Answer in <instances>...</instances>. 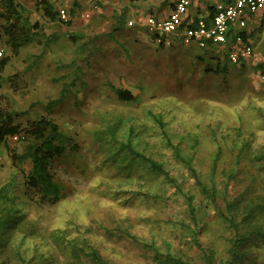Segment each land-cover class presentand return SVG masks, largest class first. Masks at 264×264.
Here are the masks:
<instances>
[{"label": "rangeland", "instance_id": "374dc122", "mask_svg": "<svg viewBox=\"0 0 264 264\" xmlns=\"http://www.w3.org/2000/svg\"><path fill=\"white\" fill-rule=\"evenodd\" d=\"M31 1L21 0L22 21L37 28L17 53L0 21L8 57L0 108L18 113L22 126L51 118L75 147L52 165L62 197L48 204L26 184L29 160L11 159L29 140L10 136L0 144V220H7L0 264H91L72 253V238H85L112 264H151L149 243L203 264L194 237L212 249L216 264H226L234 238L220 216L226 202L245 237L235 264H264V160L256 159L264 152V12L250 26L252 55L216 72L226 61L219 49L157 43L141 26L144 14L128 25L133 18L121 0H97L90 18L81 16L90 6L84 0H55L68 22L48 19ZM118 88L135 99H119ZM128 142L193 194L194 218L174 185L123 147ZM170 144L215 185L214 201L199 192Z\"/></svg>", "mask_w": 264, "mask_h": 264}, {"label": "trees", "instance_id": "16d2710c", "mask_svg": "<svg viewBox=\"0 0 264 264\" xmlns=\"http://www.w3.org/2000/svg\"><path fill=\"white\" fill-rule=\"evenodd\" d=\"M35 7L40 8L42 14L50 20H56L58 17V11L54 9L52 0H34ZM213 9V8H212ZM211 9V11H212ZM26 9L17 0H0V21L6 25V43L10 47L13 53H17L19 48L27 45L31 42L34 30L37 28V23L27 24L22 20L25 18ZM251 26V24H250ZM244 31V37L249 38L252 33ZM207 49L209 47H201ZM220 50L226 59L224 66L218 67L215 71H225L226 62L229 61L227 56V50L231 46L215 47ZM8 57L5 56L0 63V72L4 65L7 63ZM246 59H239L237 63H244ZM119 99L125 101H132L135 96L127 89L118 88L115 90ZM18 113L3 110L0 108V144L10 136H16L18 138H25L29 140L25 145V149L21 153L12 152L11 159L16 163H23L26 160L30 162V169L26 175V184L35 190L39 194V198L42 202L48 204H55L62 197V188L60 183L56 180L52 165L55 159L65 156L68 152L74 151L75 147L70 135L65 134L59 128V126L48 117H41L40 119L30 121L27 125L22 126L19 122H16ZM159 120V119H157ZM173 149L174 155L177 159L181 160L189 171V174L194 180V185L199 189V192L206 198L214 201L217 193V189L214 184L208 185L200 177L199 172L193 164L192 156L185 158L180 153V148L176 145L170 144ZM124 148H127L128 152L136 159H140L147 167L157 174H162L164 178L174 185L175 190L182 195L185 201L187 211L191 217H195V204L194 196L192 193L183 191L175 178L171 177L169 171L165 169L161 162H158L150 156H145L136 151L132 145L128 142L123 144ZM257 160H264V152L260 153L256 157ZM3 197L6 195H2ZM0 195V197H2ZM230 227L234 230V238L230 240V245L227 248L228 258L226 264H235L241 259L243 242L241 241V234L238 230L237 223L232 214V206L229 202L225 203V211L220 213ZM6 219L0 220V244L3 233V227L6 223ZM195 221V220H194ZM259 232V229L255 228L252 233ZM195 234V231L192 232ZM132 236V235H130ZM133 237V236H132ZM134 238V237H133ZM192 241L196 244L198 249L202 253L203 264H216L214 253L212 249L203 248L198 242L197 238H193ZM68 244L73 254L85 256L91 264H112L102 254L92 246L85 238L77 241L76 238L68 240ZM146 245V244H145ZM146 246L152 251L151 264H196L189 258L182 257L167 251H161L155 244L149 243Z\"/></svg>", "mask_w": 264, "mask_h": 264}, {"label": "built area", "instance_id": "2783aa9c", "mask_svg": "<svg viewBox=\"0 0 264 264\" xmlns=\"http://www.w3.org/2000/svg\"><path fill=\"white\" fill-rule=\"evenodd\" d=\"M190 0H174L165 15L147 13L141 26L144 31L160 44L169 45L173 41L181 44H195L199 47L215 48L231 46L227 50L229 61L236 63L247 59L253 53L248 37H244L250 24L256 23V17L264 12V0H227L216 2L207 15H191ZM92 2L88 11L81 16L90 18L96 9ZM58 19L70 21L67 9H58ZM134 20L129 19L128 25ZM6 56V49L0 45V63ZM14 138L16 136H13Z\"/></svg>", "mask_w": 264, "mask_h": 264}, {"label": "crops", "instance_id": "0c3cea01", "mask_svg": "<svg viewBox=\"0 0 264 264\" xmlns=\"http://www.w3.org/2000/svg\"><path fill=\"white\" fill-rule=\"evenodd\" d=\"M18 1L21 3V0H18ZM54 1L55 0H52V3L54 6V9H56ZM96 1L97 0H94L93 2H96ZM173 1L174 0L163 2V0L161 1L152 0L151 2H149L148 0H121V2L123 3L120 4V2H117V0H102V3L106 4L108 2H111V4L114 5L117 2L119 6H122V7L125 6L126 11L129 14H131L133 20H136V22H138V20L142 18L143 14L146 15L147 13H150V12L156 15H162V16L165 15L168 12ZM219 1H227V0H190L189 12L191 15H199V16L207 15L209 11L213 8L215 3ZM31 3L35 5L34 0H32ZM64 3H67V0H65ZM90 3H89V0H84V5L86 4V7L89 6ZM98 10H99V7H97L95 10H92V11L97 12ZM117 15H118V20H119V16L121 15L119 14V10H117Z\"/></svg>", "mask_w": 264, "mask_h": 264}]
</instances>
